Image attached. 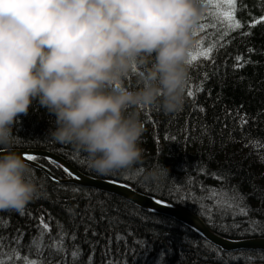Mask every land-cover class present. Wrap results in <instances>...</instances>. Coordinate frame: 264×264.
Returning a JSON list of instances; mask_svg holds the SVG:
<instances>
[{
    "label": "trees",
    "instance_id": "obj_1",
    "mask_svg": "<svg viewBox=\"0 0 264 264\" xmlns=\"http://www.w3.org/2000/svg\"><path fill=\"white\" fill-rule=\"evenodd\" d=\"M202 3L206 9L195 25V41L190 52H196L198 46L216 45L215 64L200 57L188 65L185 103L178 112L165 113L159 105L139 109L144 123L140 140L143 158L132 169L106 175L93 171L85 153L49 136L55 127V115L36 102L14 125V148L53 151L87 175L124 181L139 191L172 203L186 198V203L175 204L199 215L211 230L223 236H264V232L246 231V218L233 219L227 214L234 210L217 212L215 223L201 215V204L214 206L208 199L211 188L239 194L251 209L250 218L264 222V161L260 159L264 156V22L250 27L253 20L264 15V0H238L236 19L244 25L242 29H231L213 4L206 0ZM242 32L250 34L242 35ZM237 55L251 63L234 68ZM135 75L127 78L128 87L137 86ZM201 86L203 91H198ZM189 90L195 92L196 107L193 98L187 96ZM245 114L248 122L241 130V117ZM38 161L55 174L66 176L63 169L47 165L43 158ZM154 167L158 174L148 176L147 171ZM30 168L40 192L24 208L31 212L30 216H22L12 209L0 210V219L8 225L0 233L5 250L8 240L19 229L25 233L22 255H27L31 247L29 239L37 231V218L44 215L46 222L50 221L53 237L60 230L58 225L69 233L64 242L69 264L70 253L77 247L82 253L77 264H105L106 260L119 264H264V249L222 250L172 217L143 209L121 196L96 188L71 183L58 185L42 171ZM213 173L225 179L217 180ZM201 184L205 186L203 191ZM75 188L80 192H75ZM234 224L241 227H231ZM222 225L230 227L225 231ZM72 233L76 235L75 242L71 240ZM48 243L46 239L45 244ZM63 259V255L56 256L51 264ZM0 261L11 264L3 256ZM18 264H23V260Z\"/></svg>",
    "mask_w": 264,
    "mask_h": 264
},
{
    "label": "clouds",
    "instance_id": "obj_2",
    "mask_svg": "<svg viewBox=\"0 0 264 264\" xmlns=\"http://www.w3.org/2000/svg\"><path fill=\"white\" fill-rule=\"evenodd\" d=\"M205 9L201 0H0V209L22 211L40 192L14 150V125L34 102L55 115L49 136L85 153L96 173L141 162L139 109H182Z\"/></svg>",
    "mask_w": 264,
    "mask_h": 264
},
{
    "label": "snow or ice",
    "instance_id": "obj_3",
    "mask_svg": "<svg viewBox=\"0 0 264 264\" xmlns=\"http://www.w3.org/2000/svg\"><path fill=\"white\" fill-rule=\"evenodd\" d=\"M203 2V0H202ZM207 3L213 4L217 10V14L222 16L225 21L228 22V25L231 29H242L244 25L236 19V9L235 5L237 4L238 0H206ZM222 5H226V8H222ZM261 22H264V15L261 17L253 20L251 26H255L256 24H259ZM195 32V28H194ZM242 35H249L250 33H241ZM226 46V45H222ZM217 50L216 45H212L209 47H199L196 52H190L189 59L187 61L188 65H193L194 61H197L198 58L203 57L205 60L210 61L213 65L215 64V60L213 59V53ZM254 51V49H249V52ZM235 63L233 65L234 68H242L245 63H251L250 60L245 61L244 57L242 55H237L234 57ZM199 67V65H197ZM208 73H204V78L207 79ZM198 91H203V87H199L197 89ZM187 96L189 98H193V105L196 107L195 103V92L192 90H189L187 92ZM200 111H204L203 108H199ZM154 122V121H152ZM248 122L247 120V114H245L243 117H241V130L243 125H246ZM247 146V145H246ZM24 158L29 161H37L40 159L37 155L29 154L28 152L23 153ZM47 165L55 166L57 169H63L66 175L69 177H74L76 179H79L80 177L76 175L75 173L71 172L68 168L64 167L62 164L58 163L56 160L52 159L51 157H44L43 158ZM260 159L264 161V156H261ZM35 170H43L45 172V177L50 178L53 181H55L58 185L60 184V181L57 177L52 176L49 168L46 165L42 164H36L34 166ZM215 179L223 181L225 177L217 175L215 173L212 174ZM124 180L130 179V177H123ZM108 183L113 184L114 186H120V187H126L131 188L130 184L127 183H121L119 180H108ZM194 183V182H193ZM204 185H200V190H204ZM67 191V189H64ZM75 192H80L79 188L74 189ZM209 191L212 192V195L208 197V199H211L213 202V207H205L204 204H201V215L205 216L209 221L212 223H215L214 216L217 212H224L226 210H234V211H227V214L229 216H232L233 219H235L237 216L246 218V231L250 232H264V222L253 220L250 218V211L251 209L246 205L244 200L241 198V196L237 193H229L227 191H218L209 188ZM223 197V200L220 199V197ZM155 203L157 205H163L164 207H173L174 204H169L164 200H155ZM175 203H186V198H181L178 201H175ZM91 207V205H89ZM0 210H9V209H0ZM154 211V210H153ZM19 214L22 216L31 215L30 211H25L23 209L22 211H19ZM37 231L34 236H32L29 239L30 249L28 250L27 255H22V249H23V237L25 233L23 231L17 229L16 235L11 236L10 239L7 242V250H5V242L0 239V256H3L5 260L11 262V264H18L19 261L23 260V264H51L52 258L63 255L65 259L60 260L57 262V264H69V261L67 259L68 251L64 247V242L69 238V233L62 230V226L58 225V233L57 237H53L52 229L50 227V221L46 222L45 216L41 215L37 218ZM0 225H3V227H0V233L3 231H6L7 228V222L0 219ZM225 231L229 229V225H222ZM231 227H235L236 229H239L241 226L239 224H234ZM87 231V229H86ZM48 239L49 243L46 245L45 240ZM116 239H120L119 236L116 237ZM71 240L75 242L76 235L75 233L71 234ZM81 252L79 251L78 247L75 250H72L71 255V264H77L79 261V258L81 256ZM38 257V258H33ZM47 257V258H46ZM89 261L91 262V256H89ZM0 264H3V261H0ZM105 264H119L117 261H107Z\"/></svg>",
    "mask_w": 264,
    "mask_h": 264
},
{
    "label": "water",
    "instance_id": "obj_4",
    "mask_svg": "<svg viewBox=\"0 0 264 264\" xmlns=\"http://www.w3.org/2000/svg\"><path fill=\"white\" fill-rule=\"evenodd\" d=\"M14 150L22 154L28 152L29 154H34L41 158L51 157L52 159L56 160L58 163L62 164L64 167L68 168L71 172L75 173L80 177L79 179H76L74 177H69L68 175L59 176L49 169L51 175L57 177L60 183H71L75 185L92 187L102 191L110 192L127 199L128 201L136 204L137 206L143 209L172 217L188 225L189 227L194 229L198 234H200L205 240L219 247L222 250L237 251V250L264 249V236H253V237H242V238H229L223 236L211 230L199 215L193 213L189 209L180 206L178 204L169 202L167 200H164L162 198L153 196L151 194L141 192L133 188L132 186L131 188H126V187L114 186L113 184L107 182L108 180H114V179L99 178V177L87 175L82 171H80L77 167H75L63 156L53 151L39 149V148H14ZM27 162L32 167H34L36 164L45 165L39 162L38 160L33 162H29V161ZM40 171H42L45 174L43 170ZM121 183H126V182L121 181ZM157 199L164 200L169 204H174V206L169 208V207H164L163 205H157L155 203V200Z\"/></svg>",
    "mask_w": 264,
    "mask_h": 264
},
{
    "label": "bare ground",
    "instance_id": "obj_5",
    "mask_svg": "<svg viewBox=\"0 0 264 264\" xmlns=\"http://www.w3.org/2000/svg\"><path fill=\"white\" fill-rule=\"evenodd\" d=\"M142 192V191H141Z\"/></svg>",
    "mask_w": 264,
    "mask_h": 264
}]
</instances>
